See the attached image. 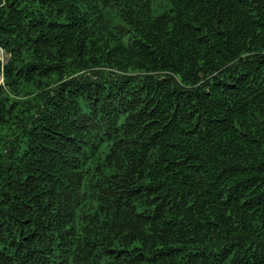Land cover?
I'll use <instances>...</instances> for the list:
<instances>
[{
  "label": "trees",
  "instance_id": "1",
  "mask_svg": "<svg viewBox=\"0 0 264 264\" xmlns=\"http://www.w3.org/2000/svg\"><path fill=\"white\" fill-rule=\"evenodd\" d=\"M0 264H264V0H0Z\"/></svg>",
  "mask_w": 264,
  "mask_h": 264
}]
</instances>
